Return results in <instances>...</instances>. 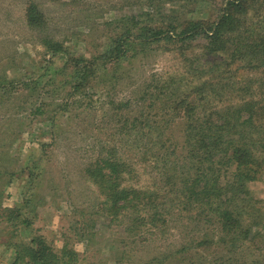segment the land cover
<instances>
[{
	"label": "trees",
	"instance_id": "obj_1",
	"mask_svg": "<svg viewBox=\"0 0 264 264\" xmlns=\"http://www.w3.org/2000/svg\"><path fill=\"white\" fill-rule=\"evenodd\" d=\"M146 1V10L117 20L98 52L73 57L50 29L41 4L27 0L26 26L36 31L47 52L65 62L54 69L45 64L51 72L46 81L34 72L0 74V109L5 108L0 119V225L7 234L2 245L9 264H80L67 241L57 247L33 228L36 210L44 204L36 189L45 174L38 154L55 143L59 124L51 122L47 142L37 139L40 153L34 149L23 159L12 150L22 133L18 122L25 113L32 115L30 122L44 116V97H51L56 110L69 112V106L81 102L74 95L86 97L84 89H92L94 80L107 94L123 76L130 79L126 66L156 49L176 53L180 66L143 82L131 99L107 102L112 109L123 108L116 120L132 129L133 149L112 148L105 155L100 150L85 169L104 196L105 214L112 217L98 222L94 212L90 225L80 218L72 229L90 247L101 227L115 226L111 264L264 262L258 254L252 259L242 255L245 248L264 247L263 200L251 189L264 177V0H225L213 19L183 21L161 11V4L177 0ZM180 1L199 6L208 0ZM256 5L263 13L253 12L250 21ZM65 88L55 102V91ZM127 111L134 116L127 117ZM142 171L149 172L148 185L139 182ZM22 173L29 186L21 207L3 206L4 191ZM171 236L175 243L151 246ZM205 248L216 252L201 262L193 255L186 259Z\"/></svg>",
	"mask_w": 264,
	"mask_h": 264
},
{
	"label": "rangeland",
	"instance_id": "obj_2",
	"mask_svg": "<svg viewBox=\"0 0 264 264\" xmlns=\"http://www.w3.org/2000/svg\"><path fill=\"white\" fill-rule=\"evenodd\" d=\"M32 1L41 4L49 20L47 23L50 29L55 31L57 38L63 42L69 55L73 57L78 55L87 57L98 52L111 30L116 28L117 20L123 18L122 16H134L141 10H146L148 4L146 0ZM223 1L225 2V0H208L198 4L199 6L188 5L180 0L173 3L164 2L161 4V11L167 13L168 16H176L178 21L201 18L211 20L217 11L216 6ZM26 5L27 0H0V74L19 73L17 77H20L34 72L37 77H41V81H46L49 80L50 75L48 74L51 72L48 73L45 70V64L48 63V67L52 69L59 68L65 59L47 52L40 44L36 31L26 26L24 17ZM255 9L249 16L250 21L256 16L253 12H262L258 10L257 5ZM181 61V58L177 57L174 52L156 49L149 57L133 61L131 66H126L130 71V79L123 76V79L116 83L107 94L103 89L104 85L94 80V83H91L92 89L88 86L84 89L88 97H83L82 94L74 95L76 100L81 101L79 103L82 107H78L81 104L76 103L73 105L74 108L69 106L71 109L69 112L61 113L51 104V97H44V104H48L44 107L47 110L44 116L30 122L32 115L28 116V113H25L23 121L18 122V126L16 124L17 130L21 128L22 133L15 141L12 150L23 159L34 149L37 150V139L47 142L53 120L59 124L56 128L59 137L55 143L46 146L43 154L37 150L40 153L38 157L41 159L39 163L45 168V174L36 189L38 195L44 198V204L36 210L33 228L57 247L61 246L64 240L67 241L69 246L78 252L80 264H103L106 258H108V264H111V250L114 245L110 241L115 238L117 230L115 226L101 227L103 232L97 234L93 245L86 247L79 242L77 231L72 229V224L80 218L90 225L89 220L92 217L95 218L94 212L98 215L96 217L98 222H106L112 217L105 214L108 212L103 209L104 196L100 195L96 184L88 178L85 169L100 150L105 155L112 148L123 151L124 147L125 153L133 149L132 129L122 128L123 122L116 120L123 108L112 109L107 102L108 100L131 99L139 92V88L144 87L143 82L151 80L154 76L173 71L180 66ZM50 82L48 88L52 90L54 81L50 80ZM64 90L66 88L55 91L57 93V97L54 95L55 102L58 103L64 96L66 93ZM90 100V106L83 107ZM127 113H129L127 117L134 116V112L127 111L125 114ZM4 114L5 108H1L0 119ZM125 114L121 115L125 116ZM134 166L142 170V166L137 164ZM148 174V171L146 173L142 171L139 177L141 184L148 185L151 182ZM263 179L264 177L252 183L251 189L253 195L263 200L262 205L264 206ZM28 186V177L25 174L22 173L14 178L1 197L3 206L20 208L22 196ZM74 209L83 210V214L79 215L73 211ZM104 224L99 223L98 225ZM6 238L7 234L1 224L0 264H9L10 261L9 251L2 245ZM175 240L176 237L171 236L166 241H155L151 246L175 243ZM258 248L260 249L252 247L247 250L245 248L242 251L244 259H252L258 254L259 259L264 260V247L258 246ZM215 252L213 249L207 251L205 248L197 255H194V252L191 253L186 259L193 255L194 260L201 262L203 258L209 259ZM247 252L251 255H244Z\"/></svg>",
	"mask_w": 264,
	"mask_h": 264
}]
</instances>
